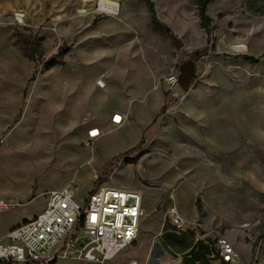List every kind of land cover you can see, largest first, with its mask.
<instances>
[{"label": "rangeland", "instance_id": "rangeland-1", "mask_svg": "<svg viewBox=\"0 0 264 264\" xmlns=\"http://www.w3.org/2000/svg\"><path fill=\"white\" fill-rule=\"evenodd\" d=\"M99 1L0 0V199L14 204L0 240L50 190L71 184L79 199L97 175L142 194L138 236L114 264H173L159 238L172 205L199 237L264 264V0L210 2L209 35L196 0H150L160 28L143 0H107L117 15Z\"/></svg>", "mask_w": 264, "mask_h": 264}, {"label": "built area", "instance_id": "built-area-1", "mask_svg": "<svg viewBox=\"0 0 264 264\" xmlns=\"http://www.w3.org/2000/svg\"><path fill=\"white\" fill-rule=\"evenodd\" d=\"M14 22L23 24V15L15 14ZM95 85L102 89L105 83L98 79ZM121 121L118 114L111 117L112 124ZM97 131L91 129L88 137L97 138ZM46 196L40 213L4 234L0 264H114L138 236L143 215L138 191L100 185L77 199V188L68 184ZM12 207L0 199V212ZM167 218L175 235L185 231L186 221L176 205L169 207ZM212 247L223 263L243 264L228 241L215 239ZM127 264L137 262L131 259Z\"/></svg>", "mask_w": 264, "mask_h": 264}, {"label": "crops", "instance_id": "crops-1", "mask_svg": "<svg viewBox=\"0 0 264 264\" xmlns=\"http://www.w3.org/2000/svg\"><path fill=\"white\" fill-rule=\"evenodd\" d=\"M159 238H166L164 245H160L173 264H225L212 247L213 241L199 237L193 227L186 226L185 231L177 236L170 223L165 221Z\"/></svg>", "mask_w": 264, "mask_h": 264}, {"label": "trees", "instance_id": "trees-1", "mask_svg": "<svg viewBox=\"0 0 264 264\" xmlns=\"http://www.w3.org/2000/svg\"><path fill=\"white\" fill-rule=\"evenodd\" d=\"M145 2V4L148 7V11L151 17V21L153 23V25L156 28H160L162 27V24L158 21L155 11H154V4L153 2H151L150 0H143ZM214 0H196V4H197V8H198V18L200 20V26L202 29H204L206 31V33L209 35L212 31V27H211V19L206 15V7L207 5L212 2ZM208 55V47L205 46L201 51L199 52H195L194 53V57L193 59L199 58V57H203V56H207ZM219 56V55H216ZM264 56V55H263ZM262 56V57H263ZM236 59L241 58L243 59L247 64H255L259 61V58L256 59L254 57H248V56H236ZM104 182V180H99V178H97V180L94 182V188L100 186L102 183ZM182 234V233H181ZM180 234V235H181ZM177 235V236H180ZM254 254H255V246L252 247L251 250V255H252V260L254 259Z\"/></svg>", "mask_w": 264, "mask_h": 264}, {"label": "water", "instance_id": "water-1", "mask_svg": "<svg viewBox=\"0 0 264 264\" xmlns=\"http://www.w3.org/2000/svg\"><path fill=\"white\" fill-rule=\"evenodd\" d=\"M194 69H195L194 61L191 59L187 60L186 62L182 63L179 66L177 84L182 91L188 90L194 75Z\"/></svg>", "mask_w": 264, "mask_h": 264}, {"label": "bare ground", "instance_id": "bare-ground-1", "mask_svg": "<svg viewBox=\"0 0 264 264\" xmlns=\"http://www.w3.org/2000/svg\"><path fill=\"white\" fill-rule=\"evenodd\" d=\"M98 9L108 15H117L118 7L117 4L112 1L100 0L97 4ZM99 135L98 131L94 133Z\"/></svg>", "mask_w": 264, "mask_h": 264}]
</instances>
